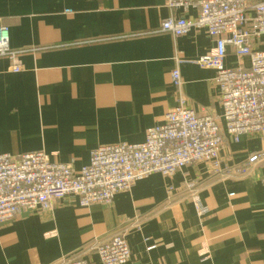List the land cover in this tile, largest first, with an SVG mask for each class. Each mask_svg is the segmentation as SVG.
Here are the masks:
<instances>
[{"label": "crops", "instance_id": "0c3cea01", "mask_svg": "<svg viewBox=\"0 0 264 264\" xmlns=\"http://www.w3.org/2000/svg\"><path fill=\"white\" fill-rule=\"evenodd\" d=\"M170 16L166 0H0V26L9 27L22 67L13 72L12 59L0 58V154L44 151L78 171L99 146L142 143L178 104L176 68L187 106L220 116L216 72L195 63L215 40L205 30L162 32ZM253 43L264 51V38ZM178 54L186 61L178 64ZM225 62L250 67L233 48ZM260 151L264 134L226 136L220 160L236 167ZM120 228L132 254L126 264H264V161L243 178L199 163L151 175L110 205L85 208L70 195L52 211L24 210L0 225V264L79 256L102 264L91 247Z\"/></svg>", "mask_w": 264, "mask_h": 264}, {"label": "built area", "instance_id": "2783aa9c", "mask_svg": "<svg viewBox=\"0 0 264 264\" xmlns=\"http://www.w3.org/2000/svg\"><path fill=\"white\" fill-rule=\"evenodd\" d=\"M171 16L161 31L175 38L205 30L215 40V48L195 61L215 70L222 114H198L187 106L179 68L171 72L178 104L161 124L147 130L142 143L99 146L91 151L89 163L80 170L71 164L51 160L44 151L21 156L0 154V225L13 221L22 211H52L56 202L76 196L82 207L110 205L116 196L130 191L151 175L173 177L188 166L209 164L214 174L224 178L249 176L264 161V151L253 153L243 164L222 165L225 138L240 142L242 136L264 134V51L253 40L264 38V0H166ZM197 10L196 18L177 16ZM228 48L239 59L249 58L250 67L226 66ZM18 52L10 47V30L0 26V58L12 59V71L20 72ZM185 62L181 54L175 58ZM197 211L201 214L200 206ZM141 230L138 224H132ZM102 264H126L131 249L126 228L91 247ZM59 264H91L85 257L63 259Z\"/></svg>", "mask_w": 264, "mask_h": 264}]
</instances>
